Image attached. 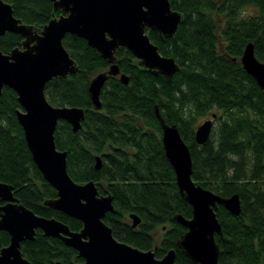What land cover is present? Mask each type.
I'll return each instance as SVG.
<instances>
[{"label": "trees", "instance_id": "1", "mask_svg": "<svg viewBox=\"0 0 264 264\" xmlns=\"http://www.w3.org/2000/svg\"><path fill=\"white\" fill-rule=\"evenodd\" d=\"M13 13L37 29L61 13L52 0H5ZM183 14L175 34L162 38L147 29L160 53L172 56L180 68L168 79L139 64L125 46L115 50L124 83L108 76L95 107L88 90L90 78L109 62L80 36L66 33L63 44L78 66L75 74L53 77L45 95L53 105L82 106L85 116L75 132L58 121L55 143L66 150L67 170L77 181L93 179L99 193L112 195L114 209L104 221L113 235L162 256L175 248L176 264H197L176 245L186 229L174 213L191 215L178 191L174 170L164 154L161 127L154 105L168 123H176L190 149L192 178L222 195L238 192L239 214L218 205L222 233L218 264H264V88L247 73L239 57L251 41L264 62V0H169ZM23 36L14 31L0 35V50L20 46ZM234 58V59H232ZM16 92L4 85L0 93V180L12 184L18 201L35 213L55 217L79 229L80 219L55 209L44 200L56 195L42 176L26 144L16 110ZM215 112L209 137L199 144L194 130L199 119ZM101 166L94 167L95 155ZM3 200L0 199V203ZM140 217L133 226L126 214ZM156 230L160 236L156 239ZM9 240L0 229V247ZM20 248L32 264H76L82 257L56 236L36 228Z\"/></svg>", "mask_w": 264, "mask_h": 264}, {"label": "water", "instance_id": "2", "mask_svg": "<svg viewBox=\"0 0 264 264\" xmlns=\"http://www.w3.org/2000/svg\"><path fill=\"white\" fill-rule=\"evenodd\" d=\"M53 8L61 13L51 17L40 29L26 23L13 13L12 5L0 0V35L14 31L23 36L20 46L9 52L0 50V93L4 85L17 94L20 108L16 110L26 144L43 178L56 190L54 197L44 203L81 220L79 229L53 216L35 213L19 202L12 184L0 180V229L9 234L8 242L0 247V264H32L23 255L20 242L34 237L36 228L45 235L56 236L76 249L83 259L77 264H176V250L169 248L162 256L154 250L141 249L113 235L103 217L113 210L112 195L99 193L93 179L75 180L67 170L66 150L55 143L58 121L78 130L85 116L82 106L53 105L45 95V84L53 77L75 74L78 66L63 44L66 33L80 36L95 48L109 64L96 72L89 81L88 90L95 107L101 106L100 89L109 75H118L124 83L128 75L115 61V50L125 46L139 64L154 74L170 79L180 68L172 56L159 52L147 29L156 30L162 38L173 36L183 20L182 12L173 9L169 0H52ZM239 61L243 69L264 88V62L254 53L248 41ZM154 112L161 127V143L170 162L178 191L189 203L191 215L174 213L173 217L186 227L178 236L176 245L197 264H218L219 245L215 234L222 233L217 217L218 205L233 214L241 211L238 192L222 195L204 187L192 178V158L189 146L182 138L176 123H168L157 104ZM213 112L196 124L194 139L201 144L209 137L214 125ZM102 160L95 155L94 167ZM133 226L140 217L130 212Z\"/></svg>", "mask_w": 264, "mask_h": 264}, {"label": "rangeland", "instance_id": "3", "mask_svg": "<svg viewBox=\"0 0 264 264\" xmlns=\"http://www.w3.org/2000/svg\"><path fill=\"white\" fill-rule=\"evenodd\" d=\"M106 68H107V67H106ZM106 68H105V69H106ZM204 118H206V117H202V118H200L198 122L202 121ZM126 217H127V220L131 221V218L129 217V214H126ZM131 222H132V221H131ZM159 236H160V230H156V239H158Z\"/></svg>", "mask_w": 264, "mask_h": 264}, {"label": "flooded vegetation", "instance_id": "4", "mask_svg": "<svg viewBox=\"0 0 264 264\" xmlns=\"http://www.w3.org/2000/svg\"><path fill=\"white\" fill-rule=\"evenodd\" d=\"M60 10V9H59ZM60 14V13H59ZM149 29V28H148ZM147 31V30H146ZM232 59H234V58H232ZM108 66V65H107ZM105 69V68H104ZM174 75V74H173ZM109 76H117V77H119L118 75H109ZM108 78V77H107ZM160 138H161V134H160ZM83 259V258H82ZM81 261V260H80ZM78 263V262H77ZM76 263V264H77Z\"/></svg>", "mask_w": 264, "mask_h": 264}]
</instances>
